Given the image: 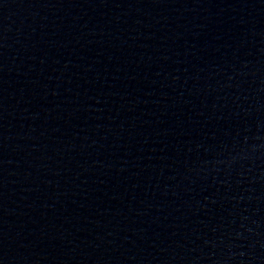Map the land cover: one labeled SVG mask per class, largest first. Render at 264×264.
Instances as JSON below:
<instances>
[{
    "label": "water",
    "instance_id": "1",
    "mask_svg": "<svg viewBox=\"0 0 264 264\" xmlns=\"http://www.w3.org/2000/svg\"><path fill=\"white\" fill-rule=\"evenodd\" d=\"M0 264H264V0H0Z\"/></svg>",
    "mask_w": 264,
    "mask_h": 264
}]
</instances>
